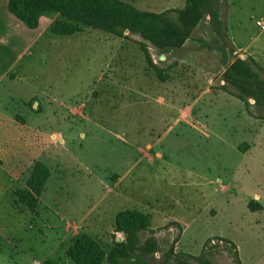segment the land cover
I'll use <instances>...</instances> for the list:
<instances>
[{
  "label": "rangeland",
  "instance_id": "rangeland-1",
  "mask_svg": "<svg viewBox=\"0 0 264 264\" xmlns=\"http://www.w3.org/2000/svg\"><path fill=\"white\" fill-rule=\"evenodd\" d=\"M121 1L167 17L187 2ZM213 5L220 35L208 16L164 49L82 26L42 40L18 80L0 85L15 88L17 107L0 113V264H74L67 252L81 237L99 246L100 264L122 243L142 264L256 257L260 245L243 231L255 228L247 202L264 189V104L240 100L222 75L242 60L264 82V0ZM37 163L48 177L35 195L27 181ZM123 211L141 213L146 229L117 231Z\"/></svg>",
  "mask_w": 264,
  "mask_h": 264
},
{
  "label": "trees",
  "instance_id": "trees-1",
  "mask_svg": "<svg viewBox=\"0 0 264 264\" xmlns=\"http://www.w3.org/2000/svg\"><path fill=\"white\" fill-rule=\"evenodd\" d=\"M215 0H187L183 10H170V17L165 12L151 13L139 11L121 0H8V9L19 21L29 29L37 27L38 16L42 13H56L60 20L53 23L49 32L56 36H70L81 32L82 26L101 30L116 36L124 31L139 33L154 46L161 49L174 48L181 45L190 35L203 16H208L215 32L220 35L221 23L214 8ZM64 19V20H63ZM246 62L235 60L222 75L225 83L236 87L240 94L237 96L243 101V96L252 98L256 105L264 104V82ZM48 177L47 169L37 163L27 181L29 190L38 195ZM19 198L27 208L34 211L36 199L27 189L19 192ZM251 211L260 209L248 204ZM116 230L127 235L145 230L146 218L136 211L119 212L115 217ZM131 249V248H129ZM74 264H100L103 252L90 238L77 239L67 252ZM110 264H142L133 259L128 252V244H119L109 255ZM42 264H56L47 259Z\"/></svg>",
  "mask_w": 264,
  "mask_h": 264
},
{
  "label": "crops",
  "instance_id": "crops-1",
  "mask_svg": "<svg viewBox=\"0 0 264 264\" xmlns=\"http://www.w3.org/2000/svg\"><path fill=\"white\" fill-rule=\"evenodd\" d=\"M60 19V16L56 13H42L38 16L37 27L29 29L22 21H19L9 12L8 0H0V85L11 76H14L13 81L18 80L15 73L17 65L25 57H29L30 61H32L34 58L33 49L35 50L42 40L45 42L55 41L51 39H55L56 36L48 34L49 28ZM14 90L15 88H10L9 92L7 89L0 92V113L17 109L14 96L11 94ZM261 155L263 161L264 152ZM262 161L260 165L264 167V161ZM247 203H250L253 208L259 205L260 209L255 211L247 209V217L255 220V228H252L253 230L249 228L243 232L247 237L254 235L256 237L255 241L260 245V249L256 253L255 258H249L246 261L242 258L241 264H264V189L260 191L257 198H253Z\"/></svg>",
  "mask_w": 264,
  "mask_h": 264
},
{
  "label": "built area",
  "instance_id": "built-area-1",
  "mask_svg": "<svg viewBox=\"0 0 264 264\" xmlns=\"http://www.w3.org/2000/svg\"><path fill=\"white\" fill-rule=\"evenodd\" d=\"M257 25L260 27L261 30H264V22H257Z\"/></svg>",
  "mask_w": 264,
  "mask_h": 264
}]
</instances>
